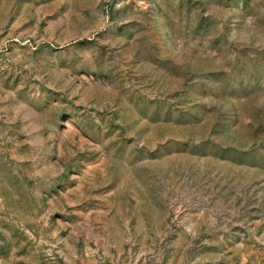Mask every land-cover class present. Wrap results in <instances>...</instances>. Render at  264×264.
<instances>
[{
	"label": "rangeland",
	"instance_id": "obj_1",
	"mask_svg": "<svg viewBox=\"0 0 264 264\" xmlns=\"http://www.w3.org/2000/svg\"><path fill=\"white\" fill-rule=\"evenodd\" d=\"M0 264H264V0H0Z\"/></svg>",
	"mask_w": 264,
	"mask_h": 264
}]
</instances>
